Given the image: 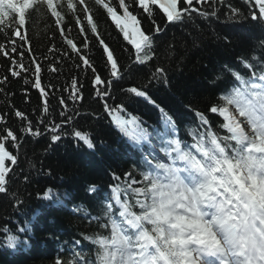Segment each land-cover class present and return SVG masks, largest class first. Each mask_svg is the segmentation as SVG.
Returning a JSON list of instances; mask_svg holds the SVG:
<instances>
[{
    "label": "trees",
    "instance_id": "1",
    "mask_svg": "<svg viewBox=\"0 0 264 264\" xmlns=\"http://www.w3.org/2000/svg\"><path fill=\"white\" fill-rule=\"evenodd\" d=\"M30 3L31 0H0V25L15 26L14 15L18 11L22 13ZM88 5L95 14L100 34L117 55L122 48L131 51L103 9L97 8L94 0H88ZM229 5L232 14L228 12ZM66 7H72L71 0H67ZM201 7L206 9L202 16L193 13L191 19L185 17L182 22L166 27L157 11L155 19L165 29L154 35L158 59L147 67L133 65V71L123 81L114 83L115 104H122L129 115H134V123L117 121L115 125L106 113L98 119L82 117L77 127L90 134L95 145L93 149L71 138L51 143L48 135L22 137L18 153L9 148L18 155V162L9 174L11 180L7 192L0 193V228L8 227L18 236L19 242L14 249L8 247L5 243L7 234L0 231V264H58V258L63 264H83L65 255L57 257L56 253L64 251L73 238L81 239L80 250L89 258L96 252L98 246L92 240L100 238L97 234L102 232L99 225L105 222L103 217L111 223L109 217L115 220L117 215L118 206L111 211L107 207L113 197V187L119 184L124 189L130 183L126 173H131L132 179L139 182L140 175L148 174L158 166L149 153L152 146L172 150L173 140L183 145L185 140L211 134L220 141L230 140L222 118L208 113V108L223 103L219 97L229 95L228 89L232 83L235 85L237 77L244 79L264 66V22L248 18L251 5L247 0H219V3L212 0L210 5ZM130 10L135 11L136 6L132 5ZM118 12L122 15V10L118 9ZM139 18L143 28L153 34L149 18L142 13ZM26 20V42L19 53L12 54V60L18 63L10 64L8 57L0 56V79L7 76L10 81L0 85L3 88L0 115L11 117L9 124L16 128L19 120L12 116L10 109L24 111L35 122L40 113L33 110L44 102L39 90L24 83L25 79H32L31 72H24L30 58L42 65L41 86L49 97L53 93L57 97L67 96V92L61 90L73 77L84 80V74L75 67L79 63L75 56L62 61L57 55L52 63L57 70L48 71L47 65L53 61L49 49L53 46L63 49L55 18L46 11H31ZM65 21L72 29L69 38L79 40L72 17L66 16ZM88 22L92 23L91 19ZM7 35L11 37L13 33L8 31ZM0 43H11L5 39L2 29ZM16 43L19 44L18 39ZM26 50H30L27 55L24 54ZM87 55L98 65L97 80L100 83L104 82L101 77L115 79L121 76L119 66L105 71L107 62L103 61V53L98 47H93ZM21 62L24 67H18ZM129 63L127 58L120 60L121 66ZM157 65L165 68L166 80L151 72ZM12 71L22 75L12 77ZM150 72L156 82L149 85L147 94L136 89L143 98L121 92L123 88L148 81ZM48 84L55 87L48 89L45 87ZM96 91L104 94L99 88ZM128 91L131 93L132 89ZM47 102L59 110L56 99L49 98ZM68 105L81 112L103 113L101 105L94 99L90 83H85L82 99L75 105L69 101ZM112 174L121 179L114 180ZM90 186H95V191H89ZM134 187H143V184L137 183ZM49 188L53 191L45 198L44 193ZM12 193L19 198L20 204ZM76 208L81 211H75ZM20 227L26 230L17 231Z\"/></svg>",
    "mask_w": 264,
    "mask_h": 264
},
{
    "label": "snow or ice",
    "instance_id": "2",
    "mask_svg": "<svg viewBox=\"0 0 264 264\" xmlns=\"http://www.w3.org/2000/svg\"><path fill=\"white\" fill-rule=\"evenodd\" d=\"M72 7L67 8V0H31L29 7L22 13L17 12L14 15L16 20L15 26L0 25V29L4 31L5 39L10 40L9 45L0 43V56L8 57L10 64H17L18 62L12 60L13 53H19L26 42V36L24 34V26L27 23L26 16L31 12L46 11L51 17L55 18V24L57 31L61 34V41L63 49H58L55 46L49 49V53L53 56V61L47 65L49 72H55L57 69L52 67V63L55 62V58L59 55L62 61H67L75 56L79 61L75 64L83 74L84 80L79 77H73L71 82L65 89L61 91L67 92V96H55L51 97L45 91V88L41 86V72L42 65L30 58L29 66L24 67L22 62L18 64V67H24V72H31L32 79H25L24 83L32 88L39 90L40 95L44 98V102L40 103L33 110L38 111L40 115L36 117L35 122L25 114L24 111L10 109L12 116L18 118L19 127L16 128L9 124L11 117L7 115H0V193H6L11 180L10 173L18 162V155L13 154V151H9L12 148L19 152L21 147L22 137L32 136L40 137L42 135H48L51 143H57L65 138H71L75 141L83 143L88 149L95 147L93 140L88 132L78 129L77 125L82 117H91L93 119L100 118L103 114L111 116L114 124L117 121L121 123H134V115H129L122 104H115V96L113 95V85L115 82L123 81L125 76L133 71V65L149 66L153 60H157L154 35L161 34L165 29L157 23L155 16L159 11L167 24L176 22H182L185 17L191 19L192 14L195 13L198 16H202L206 9L202 8L204 4L210 5L212 0H94V4L97 8L103 9L106 16L114 23L116 29L123 36V40L127 45L131 47L122 48L120 55H117L114 48L110 47L108 43L99 32L98 24L95 22V14L92 8L88 5V0H71ZM251 5V15L248 17L253 21L264 22V0H247ZM219 3V0H217ZM132 5L136 6V10L132 11ZM228 12L232 14V7L229 5ZM66 8V11L64 9ZM122 10V15L118 12ZM149 18L152 25V33L149 34L141 23L139 14ZM238 16L239 13H236ZM66 16H71L73 20V26L76 28L79 40L76 37H70L72 29H69L65 21ZM11 19V18H10ZM91 19L92 23H89ZM264 27V24H262ZM11 31L13 35L9 37L7 32ZM19 41V44L16 41ZM74 40L76 42H74ZM78 44L80 45L78 47ZM99 48L103 53V61L107 62L105 71H109L113 67H120L121 76L113 79L111 76L101 77L104 81L100 83L97 80L99 74V68L96 63L93 62V58L87 55L91 49ZM28 51H25L27 55ZM127 58L130 63L126 66L120 65V60ZM146 58V59H145ZM47 60L48 57L45 56ZM115 61V63H113ZM34 65V67H33ZM97 69V71H92ZM225 71L227 69L225 68ZM151 72H155L157 76L166 80V70L161 66H155L151 69ZM150 72V79L143 84H135L127 88L121 89L123 94H132L136 97L143 98L136 92V89H141V92L146 95L148 87L151 83L156 82V77H153ZM231 75V73H229ZM19 71H12L11 76H21ZM90 77V78H89ZM260 80L264 81V76L260 77ZM7 76L0 79V85H7L9 83ZM85 83L91 84V91L94 93V99L101 105L103 113L96 114L92 112H81L79 108L73 106L69 107L68 102H72L73 105L82 99V92L85 87ZM48 89H53L55 86L48 84L45 86ZM251 92L237 93L233 92L231 95L224 94L219 97L223 102L222 105L213 104L208 108V113L218 115L222 118L224 130L230 137H234L237 146L246 145L244 151L249 155H264V85L253 84ZM97 88L101 90L103 95L97 94ZM79 89V91H76ZM128 89H132L129 93ZM0 92H3V88L0 87ZM49 98L56 99L59 110L55 106L50 105L47 101ZM111 101V103H110ZM191 110V109H189ZM199 111V110H197ZM116 117L117 119H114ZM252 128L255 134L256 143L253 144L247 140L246 135H243L242 129L245 126L244 121ZM59 121V122H57ZM7 125V126H5ZM19 133V134H18ZM217 143H219L217 141ZM221 144V143H220ZM221 146H223L221 144ZM236 151V150H233ZM228 165H234V161L228 160ZM31 167V162H29ZM226 165H222L224 167ZM242 173L233 167L231 176L237 177ZM113 175V179L119 181L121 177L117 178ZM220 169H216L213 176V184L210 185L215 191L222 192V188H216L217 182L223 183L220 180ZM127 181L130 183L122 189L117 184L112 189L113 197L111 202L108 203L109 209H114L115 206H120L119 216L123 218L125 223L130 224V230L137 229L142 221L137 220L136 217L145 210L149 201H163L167 197L163 195L166 188V181L163 179L154 178L150 173L140 175L141 181L137 182L132 179L131 173H126ZM154 180H160V184H154ZM137 183H142L143 187H134ZM248 183L247 181L245 182ZM130 190V191H129ZM52 189L49 188L45 191L44 197L49 198ZM89 191H95V186H90ZM16 199L17 204L21 201L16 197L15 193H12ZM133 197H136L133 199ZM114 201V203H113ZM123 202V203H122ZM127 205L130 209L125 211L124 205ZM232 206V205H230ZM75 211H81V208H76ZM102 219V218H100ZM103 224H100L102 230L101 234H97L100 238L93 239L92 242L97 245L96 249V264H146L147 249L153 247L149 243L152 239L151 236H139L138 233L133 232V236L128 240L127 246L120 243L115 227L112 223H109L106 218ZM99 223V220L96 221ZM258 228L264 230V225L261 222L256 221ZM25 227L18 228L17 231L24 232ZM7 235L5 236V243L10 248H15L19 242L18 236L11 233L8 227L0 228ZM107 233V234H103ZM215 236L214 230H209L208 237L205 241V247L212 246V240ZM259 238V237H258ZM107 239L108 243H103ZM58 264H63L59 259ZM94 264V262H92ZM185 264H194V258H189ZM255 264H264V250L256 254Z\"/></svg>",
    "mask_w": 264,
    "mask_h": 264
},
{
    "label": "clouds",
    "instance_id": "3",
    "mask_svg": "<svg viewBox=\"0 0 264 264\" xmlns=\"http://www.w3.org/2000/svg\"><path fill=\"white\" fill-rule=\"evenodd\" d=\"M242 133L256 143L248 124ZM245 147L235 142L221 146L213 138L209 147L198 145L197 155L184 152L180 157L184 171H172L162 178L167 182L163 193L167 198L146 206L136 217L142 221L137 229L130 230L129 223L117 224L109 217L120 243L127 246L128 240L135 238L133 232L151 236L153 247L146 250V264H185L194 254V264H200L199 253L203 251L228 257L221 264H231L229 253L243 257L235 264H255L256 254L264 250V230L256 225L258 220L264 225V155H249ZM228 160L234 165H228ZM233 167L242 174L231 176ZM216 169H220L223 183L217 182L215 187L222 192L210 187ZM154 184L159 185L160 180H154ZM210 229L215 236L212 246L205 247Z\"/></svg>",
    "mask_w": 264,
    "mask_h": 264
}]
</instances>
